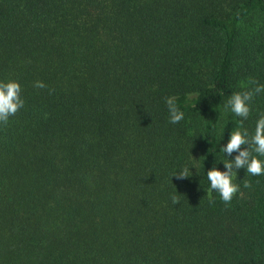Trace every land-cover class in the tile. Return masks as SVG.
<instances>
[{
  "label": "trees",
  "instance_id": "trees-1",
  "mask_svg": "<svg viewBox=\"0 0 264 264\" xmlns=\"http://www.w3.org/2000/svg\"><path fill=\"white\" fill-rule=\"evenodd\" d=\"M3 79L0 264H264V175L230 204L207 179L264 114L224 108L264 85V0H0Z\"/></svg>",
  "mask_w": 264,
  "mask_h": 264
},
{
  "label": "clouds",
  "instance_id": "clouds-1",
  "mask_svg": "<svg viewBox=\"0 0 264 264\" xmlns=\"http://www.w3.org/2000/svg\"><path fill=\"white\" fill-rule=\"evenodd\" d=\"M249 84L255 85V87L233 93L224 105L225 111L230 110L242 120L248 118L254 96L264 92V85L257 81L252 80ZM34 86L41 89L46 87L42 81L35 82ZM52 91L54 89H50V93ZM21 92L22 86L17 79L0 80V125L6 126L9 118L24 107L25 101ZM166 104L170 122L179 123L184 118V113L177 106L175 98H166ZM244 145L247 147L242 148ZM221 151L227 157H231L233 153L237 154L234 159L223 160L225 170L222 171L214 165L207 171V179L210 182L209 191L217 192L225 204H230L233 197L240 191L239 184L235 183L238 169H246L247 174L251 176L264 175V114H261L256 121L252 134L242 124L240 127L234 128L227 144L221 148ZM189 173H191L190 167L185 165L175 175L179 178H187L190 176ZM251 186L249 181H245V188H251ZM171 200L173 204L179 202V198L175 194L171 195ZM213 202L210 197V203Z\"/></svg>",
  "mask_w": 264,
  "mask_h": 264
}]
</instances>
